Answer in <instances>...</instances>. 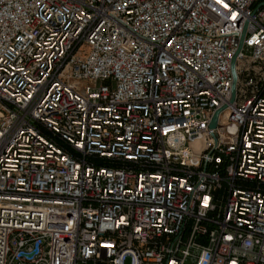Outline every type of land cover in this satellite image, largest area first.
<instances>
[{
  "label": "built area",
  "instance_id": "1",
  "mask_svg": "<svg viewBox=\"0 0 264 264\" xmlns=\"http://www.w3.org/2000/svg\"><path fill=\"white\" fill-rule=\"evenodd\" d=\"M263 2L0 0V264H264Z\"/></svg>",
  "mask_w": 264,
  "mask_h": 264
},
{
  "label": "water",
  "instance_id": "2",
  "mask_svg": "<svg viewBox=\"0 0 264 264\" xmlns=\"http://www.w3.org/2000/svg\"><path fill=\"white\" fill-rule=\"evenodd\" d=\"M262 5H264V2L262 3ZM244 32H245V29L242 30V33H241L239 41H238L237 49H236L235 54H234V56H233V58L231 59V62H230V72H231V77H232L230 101L233 100L234 95H235V85H236L235 60H236V56L238 55V53L240 52V50L242 48V42H243V39H244ZM219 112H220V110H217L214 113V115L212 117V120H211V122L209 124V128L213 129L215 127L217 115H218ZM35 251L36 250L34 249L31 254H28V256L30 257L33 253H35Z\"/></svg>",
  "mask_w": 264,
  "mask_h": 264
},
{
  "label": "bare ground",
  "instance_id": "3",
  "mask_svg": "<svg viewBox=\"0 0 264 264\" xmlns=\"http://www.w3.org/2000/svg\"><path fill=\"white\" fill-rule=\"evenodd\" d=\"M196 145H197V143H196Z\"/></svg>",
  "mask_w": 264,
  "mask_h": 264
},
{
  "label": "snow or ice",
  "instance_id": "4",
  "mask_svg": "<svg viewBox=\"0 0 264 264\" xmlns=\"http://www.w3.org/2000/svg\"><path fill=\"white\" fill-rule=\"evenodd\" d=\"M226 6V5H225Z\"/></svg>",
  "mask_w": 264,
  "mask_h": 264
}]
</instances>
